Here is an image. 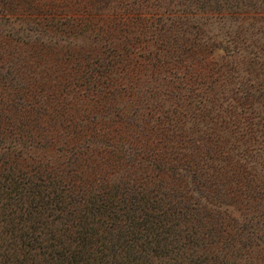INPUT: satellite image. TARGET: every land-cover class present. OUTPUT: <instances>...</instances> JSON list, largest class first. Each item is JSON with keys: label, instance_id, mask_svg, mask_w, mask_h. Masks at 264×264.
<instances>
[{"label": "trees", "instance_id": "obj_1", "mask_svg": "<svg viewBox=\"0 0 264 264\" xmlns=\"http://www.w3.org/2000/svg\"><path fill=\"white\" fill-rule=\"evenodd\" d=\"M55 1L0 0V264H264V0Z\"/></svg>", "mask_w": 264, "mask_h": 264}, {"label": "rangeland", "instance_id": "obj_2", "mask_svg": "<svg viewBox=\"0 0 264 264\" xmlns=\"http://www.w3.org/2000/svg\"><path fill=\"white\" fill-rule=\"evenodd\" d=\"M17 1H23V0H14V1H11V0H10V4H11V3H15V2H17ZM34 1H35V0H34ZM53 1L56 2L55 0H53ZM12 10H13V9L10 8V12H11ZM19 18H20V17L17 16V17L14 19V21L16 22V23H15L16 25H17V22H21V21L19 20ZM10 22H12V21H10ZM18 24H19V23H18ZM0 28H1V27H0ZM216 55H218V54H216Z\"/></svg>", "mask_w": 264, "mask_h": 264}]
</instances>
